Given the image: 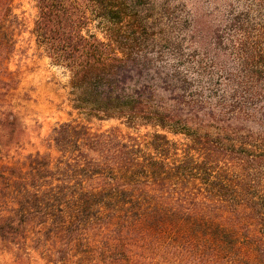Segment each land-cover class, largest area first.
<instances>
[{
  "label": "trees",
  "instance_id": "trees-1",
  "mask_svg": "<svg viewBox=\"0 0 264 264\" xmlns=\"http://www.w3.org/2000/svg\"><path fill=\"white\" fill-rule=\"evenodd\" d=\"M195 1L36 0L70 118L55 159L0 146L13 264H264V0ZM20 25L0 0V140Z\"/></svg>",
  "mask_w": 264,
  "mask_h": 264
},
{
  "label": "rangeland",
  "instance_id": "rangeland-1",
  "mask_svg": "<svg viewBox=\"0 0 264 264\" xmlns=\"http://www.w3.org/2000/svg\"><path fill=\"white\" fill-rule=\"evenodd\" d=\"M186 3L195 0H179ZM15 13L20 17L17 50L9 63V68L20 76V85L12 95L14 113L18 123L13 129L2 131L0 146L12 156L11 161L30 153H48L52 159L58 156L54 148L48 147L49 136L54 127L70 118V107L66 100L69 73L51 63L44 49L40 47L33 33L38 17L36 0H14ZM77 116V114H75ZM118 124L115 120L92 121L94 128L106 129ZM125 131L129 129L123 126ZM150 130L142 129V132ZM172 136V135H171ZM174 137V136H172ZM182 140V137L176 136ZM167 264L182 261L180 256L163 254ZM186 256V255H184ZM34 257L41 262L38 254ZM187 257V256H186ZM0 264H13L8 254H0Z\"/></svg>",
  "mask_w": 264,
  "mask_h": 264
}]
</instances>
